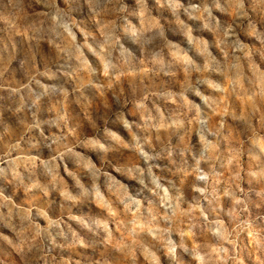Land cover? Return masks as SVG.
<instances>
[{"label":"clouds","instance_id":"9594fccd","mask_svg":"<svg viewBox=\"0 0 264 264\" xmlns=\"http://www.w3.org/2000/svg\"><path fill=\"white\" fill-rule=\"evenodd\" d=\"M0 264H264V0H0Z\"/></svg>","mask_w":264,"mask_h":264}]
</instances>
